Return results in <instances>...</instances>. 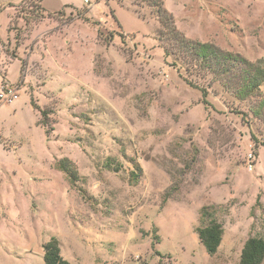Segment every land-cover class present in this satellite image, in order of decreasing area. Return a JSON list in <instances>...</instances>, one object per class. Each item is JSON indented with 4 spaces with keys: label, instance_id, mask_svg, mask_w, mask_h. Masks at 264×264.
<instances>
[{
    "label": "rangeland",
    "instance_id": "374dc122",
    "mask_svg": "<svg viewBox=\"0 0 264 264\" xmlns=\"http://www.w3.org/2000/svg\"><path fill=\"white\" fill-rule=\"evenodd\" d=\"M170 16L264 69V0H0V264L53 236L73 264H241L264 235V83L244 98L249 66L188 54Z\"/></svg>",
    "mask_w": 264,
    "mask_h": 264
},
{
    "label": "trees",
    "instance_id": "16d2710c",
    "mask_svg": "<svg viewBox=\"0 0 264 264\" xmlns=\"http://www.w3.org/2000/svg\"><path fill=\"white\" fill-rule=\"evenodd\" d=\"M161 13L163 17L167 16L166 10H162ZM162 22L164 26V19ZM166 26L169 27V32H171V36L175 39V42L183 47L185 52L194 55L198 60L201 59L205 63L207 62L208 66H213L214 63H217L215 66H218V64L223 62L232 63L230 70L222 67L223 71L227 73V71H233L235 69V65L239 64V62L248 65L249 68L246 74L240 75V79H244V84L242 86L243 88H239L238 90V93L244 98L254 95L264 83V69L260 66H255L253 63L249 62L247 58L238 54H229L213 47V45L209 43L195 42L186 38L173 26L171 16ZM220 72L221 71H217V73ZM41 112L43 115L45 114V111ZM58 168L67 174L69 182L74 185L77 181V176L75 174V168L72 162L69 161L68 158H64L59 161ZM131 181L137 182L138 175L133 173V178H131ZM199 222L200 225L197 227L199 238L207 253L214 255L221 245L224 235V226L217 219L212 205H204L201 208ZM44 250L45 264H73L62 256L60 241L55 236L45 243ZM263 261L264 235H252L247 239L243 247L241 254V264H262Z\"/></svg>",
    "mask_w": 264,
    "mask_h": 264
},
{
    "label": "built area",
    "instance_id": "2783aa9c",
    "mask_svg": "<svg viewBox=\"0 0 264 264\" xmlns=\"http://www.w3.org/2000/svg\"><path fill=\"white\" fill-rule=\"evenodd\" d=\"M84 1H85V3H89L91 0H84ZM255 159H256L255 155H253V153H251L249 155V161H250V163H249V169L250 170H252L253 167H254Z\"/></svg>",
    "mask_w": 264,
    "mask_h": 264
}]
</instances>
